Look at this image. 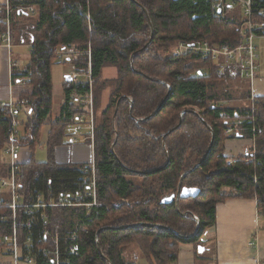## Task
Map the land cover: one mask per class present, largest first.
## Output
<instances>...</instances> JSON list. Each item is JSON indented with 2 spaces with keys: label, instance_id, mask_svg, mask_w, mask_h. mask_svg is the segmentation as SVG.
Segmentation results:
<instances>
[{
  "label": "trees",
  "instance_id": "obj_1",
  "mask_svg": "<svg viewBox=\"0 0 264 264\" xmlns=\"http://www.w3.org/2000/svg\"><path fill=\"white\" fill-rule=\"evenodd\" d=\"M212 1H9L12 11L30 14L33 10L35 14V21L23 28L30 45L25 73L31 91L23 98L26 120L17 138L31 156L20 161L15 173L18 205L14 210L9 206L10 189L0 190V249L7 247L3 236L15 229L21 253L33 257L35 264H172L180 244H192L196 251L207 248L200 239L215 223L219 202L254 198L264 219V96H256V102L251 103L249 82L239 71L223 78L210 60L171 54L179 40L200 39L231 47L240 43L239 21L227 15L232 7L218 12L212 8ZM135 2L148 13L153 28L150 43L146 15ZM253 8L264 10V0H255ZM0 17H4L3 10ZM88 44L94 99L110 88L106 106L94 119L97 203L61 205L66 203L62 197L83 194L87 187L82 180L84 165L59 164L54 157L67 127L77 123V116L88 114L81 103H76L87 93V87L63 82L64 101L51 117L54 49L75 47L81 55L69 62L77 71L85 72ZM107 66L116 68L115 78L103 77ZM232 76L235 80H230ZM240 80L245 86H236ZM166 84L171 91L159 111L148 120L137 121L159 105L167 93ZM235 100L236 105L232 104ZM182 111L185 113L181 115ZM221 112L229 119H222ZM234 115L242 120L241 125L234 124ZM10 121L0 106V180L9 177L4 146ZM45 121L50 126L47 156L44 162H37L34 150ZM179 121L180 126L167 133ZM228 127L234 128L233 132L226 133ZM238 137L252 138L253 150L227 165L232 158L224 155V142ZM210 145L204 160L181 184L199 188L198 195L180 198L178 209L174 202L160 204L163 197L177 191L180 175L197 164ZM87 176L92 178L91 173ZM90 199L84 198L86 202ZM134 223L161 224L175 232L147 226L106 229L95 241V233L102 226ZM128 243L138 246L144 263L125 261L121 247Z\"/></svg>",
  "mask_w": 264,
  "mask_h": 264
},
{
  "label": "crops",
  "instance_id": "obj_2",
  "mask_svg": "<svg viewBox=\"0 0 264 264\" xmlns=\"http://www.w3.org/2000/svg\"><path fill=\"white\" fill-rule=\"evenodd\" d=\"M9 1L10 0H0V11L3 10L5 15L6 8H9L8 18L11 30V47L16 38L14 35L15 29L19 32L18 37L21 43L28 44V34L24 31L25 29L22 28L21 24L18 25L26 14H19L14 10L12 11L9 7ZM32 12L33 10H31V13ZM12 22L14 24H12ZM0 24V26H2L0 30H3L5 24L3 22ZM255 45L258 55V69L252 81V89L255 96H264V37L257 38L255 40ZM11 47L9 51L4 46L0 47V104L13 102L18 105L20 108L18 119L22 123V121L26 120L25 113L22 111L23 98L26 94H30L31 91L25 73L30 60V53L27 62L23 63L19 55L12 53ZM67 61L69 62V60L63 62ZM73 69L74 66L72 64L71 72ZM70 73H63L64 78H61V80L64 82L67 81L65 77ZM52 78L53 73L51 69V80ZM104 78L106 77L104 76ZM230 80H235L234 76H232ZM245 82L244 80H240L236 86L240 87V85H243ZM92 91H94V87ZM101 95H98L99 98L94 99L93 92L91 117L93 121V144L89 137L87 122L81 123V130L76 129L77 123L70 126L69 130L65 133L64 142L54 149V157L57 163L82 164L84 166L94 163V119L100 114L107 103L106 100L104 107L100 111H96V106L100 101ZM106 97H108V94ZM63 101L64 99H62V101L60 100L59 106ZM237 103L236 100L232 102V104L235 105ZM49 129L50 126L46 132L45 143L48 139ZM253 146L254 142L252 138L238 137L227 139L224 142V155L235 159L238 156L245 155L252 151ZM40 149H42V147L38 144L34 150V159L37 162H44L47 156L46 147L44 159L35 157V154ZM30 156V150L25 147L20 151L19 160L21 162L27 161ZM5 158L8 161L6 155ZM203 235H205L203 237V243L206 244L207 248L202 251H196L192 244H180L175 260L176 264H264V219L257 209V202L254 198H228L217 203L215 223L208 228ZM205 251L209 252L205 253ZM10 259L11 254L7 247L1 248L0 264H7ZM20 264L27 263L22 261Z\"/></svg>",
  "mask_w": 264,
  "mask_h": 264
},
{
  "label": "built area",
  "instance_id": "obj_3",
  "mask_svg": "<svg viewBox=\"0 0 264 264\" xmlns=\"http://www.w3.org/2000/svg\"><path fill=\"white\" fill-rule=\"evenodd\" d=\"M255 0H213L212 8L218 12L222 11L225 7H233L235 4L241 5L242 20L239 22L238 32L241 36V41L239 44L231 47L229 45L220 44L217 42H208L206 40H192L184 41L179 40L175 43L172 48L171 54L174 57H181L186 55L198 56L202 59L210 60L214 63L216 74L219 77H226L227 75L234 74L239 71V74L244 77L249 82L250 86V102H256V96L253 94L252 81L255 77L256 71L258 69L257 64V50L255 45V40L259 37H264V10H255L253 8ZM9 8H6L5 15L3 18L0 17V23L5 24V28L0 30V47L4 46L9 51L11 45V30L9 23ZM85 53L88 57V68L84 71H77L75 68L69 74L70 82L76 85H81V87H87V93L84 96H80L76 103H81L87 115L77 116L76 129L81 130L82 124L87 122V128L89 129V137L91 143L93 144V121H92V108H93V84L94 77L92 76L90 70V45L88 44ZM55 60L57 62H63L80 55L79 50L75 47H56L54 49ZM237 69V70H236ZM0 106L4 109V114L8 115L11 119L10 121V133L8 140L4 146V153L8 157L10 164L9 177L2 178L0 180V188H8L11 191L12 203L9 205L11 209L17 207L18 196L15 194V173L19 169V156L20 151L25 148L17 143V138L20 134L21 121L18 119L20 108L13 102L1 103ZM220 117L224 120L229 119V115L225 112L220 113ZM242 120L234 115V124L236 126L241 125ZM234 129L228 127L226 133H231ZM252 131H254L252 129ZM235 159H230L227 161V165L233 163ZM83 177L82 180L87 184L86 190L83 194H78L74 197L68 196L67 198L62 197L60 200L66 203H60L61 205H85L90 206L97 203L96 200V189H95V179H94V163L90 165H85L82 169ZM92 175L89 179L87 174ZM85 197H91L92 199L88 202L84 200ZM61 202V201H60ZM34 206H42V204H36ZM28 226L29 222H25ZM47 234V231L44 232ZM29 241V239L27 240ZM3 242L6 244L9 253L11 254V259L7 264H20L24 261L27 264H34L33 257L29 255H23L21 253L20 247L17 243L16 232L13 230L12 234H7L3 236ZM47 252V250H43ZM70 252L75 253V249L70 247ZM55 256L58 258V252H55Z\"/></svg>",
  "mask_w": 264,
  "mask_h": 264
},
{
  "label": "rangeland",
  "instance_id": "obj_4",
  "mask_svg": "<svg viewBox=\"0 0 264 264\" xmlns=\"http://www.w3.org/2000/svg\"><path fill=\"white\" fill-rule=\"evenodd\" d=\"M227 15L230 18L240 22L242 20L241 5L238 3L233 5V7L228 11ZM34 21H35V14L33 12L32 13L30 12V14H26V16L23 17L21 23H19L18 25L21 24L22 28H25L26 26L30 25ZM12 24H13V22H12ZM15 33H14V35L16 38H15L14 44L12 45V47L10 45V47L12 49V53L19 55V57L21 58L20 60H22L23 63H26L27 58L29 57V53H30L29 45L27 43H21V40L18 37L19 32H17V29H15ZM26 33H27V31H26ZM62 47L63 46H60V48H62ZM105 68L106 69H104L103 73H102L103 77L105 76L107 79H112V78L116 77L117 72H116L115 67L107 66ZM51 69H52V73H53V78L51 81V84H52L51 117L54 118V116L58 113V110H59V102H60V100L62 101V99H63L62 89H63V82L64 81L61 80V78H64L63 73L68 74L71 72L72 64L69 63L68 61L67 62H61V63L55 61L54 64L52 65ZM93 87L95 88V85H93ZM108 91H110L109 87L102 92V95L99 99L100 101H99L98 105L96 106V111H100L104 107L105 102L107 100L106 95L109 93ZM97 98H99V97L97 96ZM48 127H49V123L47 121H45L44 125L41 127V130H40L39 145L44 150L40 149L37 151V153L35 154V157L38 159H41V158L44 159L45 147H46V143H45L46 132L48 130ZM69 128L70 127L68 126L67 131L69 130ZM46 154H47V152H46ZM0 190H3V189L0 188ZM4 192H6L5 189H4ZM75 206H77V205H75ZM204 236L205 235H203L201 237L200 241L203 242ZM121 249H122L123 257H124L126 262H132V261H137L139 263L145 262L144 261L145 258L141 255L140 250L135 243L125 244L124 246L121 247ZM208 252L205 251V253H208ZM174 263L175 262H173L172 264H174Z\"/></svg>",
  "mask_w": 264,
  "mask_h": 264
},
{
  "label": "water",
  "instance_id": "obj_5",
  "mask_svg": "<svg viewBox=\"0 0 264 264\" xmlns=\"http://www.w3.org/2000/svg\"><path fill=\"white\" fill-rule=\"evenodd\" d=\"M134 1V0H132ZM136 3V2H135ZM144 12V14L146 15V18H147V22L150 26V38H149V41L148 43H150L152 41V38H153V28H152V24L150 22V19H149V16H148V13L146 11V9L140 4V3H136ZM145 48V46L143 47ZM130 66L131 68L133 69V61L132 59L130 60ZM134 70V69H133ZM66 80L69 81L70 80V76L69 75H66ZM166 87H167V93L165 95V97L162 99V101L159 103V105L155 108V110L150 113L149 115L141 118V119H137V121H145V120H148L150 119L151 117H153L158 111L159 109L161 108V106L163 105V103L166 101L170 91H171V87L166 84ZM128 100H129V103H130V106H132L133 102L132 100L129 98V97H126ZM117 110V109H116ZM116 110L114 112V116L116 114ZM185 113V111H182L181 112V115ZM202 122H205L203 119H201ZM181 122L179 121L178 124L171 128L167 133H170L171 131H173L174 129L178 128L180 126ZM163 134L162 136V140H163V146H164V139H165V136L166 134ZM213 141V135H212V140L211 142ZM211 149V145L209 146V148L207 149L206 153L203 155V157L201 158V160L195 164L192 168L184 171L181 175H180V178H179V181H178V184H177V191L175 193H171L170 195L168 196H165L163 197L161 200H160V204H169L171 202H174L175 205H176V208L178 209V201L180 198H187V197H195L196 195H198L199 193V188H194V187H182V180L183 178L186 176L187 173L191 172L192 170H194L197 166H199L201 164V162L204 160V158L206 157V155L209 153ZM168 163V162H167ZM166 163V164H167ZM182 215H185V214H182ZM196 227H198V219H196ZM135 226H147V227H158V228H163V229H167V230H170V231H173L172 229L164 226V225H161V224H147V223H134V224H126V225H121V226H118V227H112V226H102L100 228L97 229L96 233H95V241L97 242L98 241V236H99V233L103 230H106V229H124V228H129V227H135ZM175 232V231H173Z\"/></svg>",
  "mask_w": 264,
  "mask_h": 264
},
{
  "label": "bare ground",
  "instance_id": "obj_6",
  "mask_svg": "<svg viewBox=\"0 0 264 264\" xmlns=\"http://www.w3.org/2000/svg\"><path fill=\"white\" fill-rule=\"evenodd\" d=\"M234 129V128H233ZM233 132V131H232Z\"/></svg>",
  "mask_w": 264,
  "mask_h": 264
}]
</instances>
